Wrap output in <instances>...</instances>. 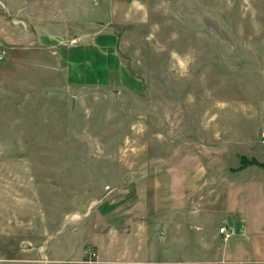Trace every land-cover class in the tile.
I'll return each mask as SVG.
<instances>
[{"label":"rangeland","instance_id":"rangeland-1","mask_svg":"<svg viewBox=\"0 0 264 264\" xmlns=\"http://www.w3.org/2000/svg\"><path fill=\"white\" fill-rule=\"evenodd\" d=\"M263 130L264 0H0V264H264Z\"/></svg>","mask_w":264,"mask_h":264},{"label":"crops","instance_id":"crops-1","mask_svg":"<svg viewBox=\"0 0 264 264\" xmlns=\"http://www.w3.org/2000/svg\"><path fill=\"white\" fill-rule=\"evenodd\" d=\"M115 212H117V211L112 210L110 212L109 211L107 212L106 216L108 218H110L109 220H112V218L119 217V215H117ZM108 227L112 229L113 227L114 228L118 227V225H114L113 223H110L108 225ZM115 230H118V229H115ZM105 241H106L105 242L106 244H110V247H108L109 248L108 250H106V248H104L105 252L102 255V258H103L105 264H119V263L122 264L123 262L121 260L127 261V260H131V259H136V258H134V255L137 254V252L134 251V253H133V252H131V250L127 251L126 250L127 242L124 243V239L121 242H120V239L114 240L113 238L106 239ZM137 243H138L137 241H136V243H134L135 244L134 248L138 250V244ZM116 244H118V247H116ZM124 263H129V261L124 262Z\"/></svg>","mask_w":264,"mask_h":264},{"label":"trees","instance_id":"trees-1","mask_svg":"<svg viewBox=\"0 0 264 264\" xmlns=\"http://www.w3.org/2000/svg\"><path fill=\"white\" fill-rule=\"evenodd\" d=\"M241 167L244 166L245 164H249V163H254V164H259V165H264V161H260L258 158L256 157H247L245 155H241Z\"/></svg>","mask_w":264,"mask_h":264},{"label":"built area","instance_id":"built-area-1","mask_svg":"<svg viewBox=\"0 0 264 264\" xmlns=\"http://www.w3.org/2000/svg\"><path fill=\"white\" fill-rule=\"evenodd\" d=\"M261 140H262V143L264 144V130H263V132H262V137H261ZM221 231H222V233H226V231H227V228L226 227H222L221 228ZM91 251V250H90ZM91 253V252H90ZM95 255V254H94ZM96 256V255H95Z\"/></svg>","mask_w":264,"mask_h":264}]
</instances>
